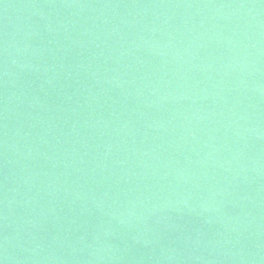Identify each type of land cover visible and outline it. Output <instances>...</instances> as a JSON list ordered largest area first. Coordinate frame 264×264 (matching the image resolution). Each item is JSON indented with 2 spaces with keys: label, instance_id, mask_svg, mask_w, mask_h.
Instances as JSON below:
<instances>
[{
  "label": "water",
  "instance_id": "95a60500",
  "mask_svg": "<svg viewBox=\"0 0 264 264\" xmlns=\"http://www.w3.org/2000/svg\"><path fill=\"white\" fill-rule=\"evenodd\" d=\"M3 264H264V0H0Z\"/></svg>",
  "mask_w": 264,
  "mask_h": 264
},
{
  "label": "snow or ice",
  "instance_id": "6c2138e0",
  "mask_svg": "<svg viewBox=\"0 0 264 264\" xmlns=\"http://www.w3.org/2000/svg\"><path fill=\"white\" fill-rule=\"evenodd\" d=\"M0 264H3V261L2 260H0Z\"/></svg>",
  "mask_w": 264,
  "mask_h": 264
}]
</instances>
